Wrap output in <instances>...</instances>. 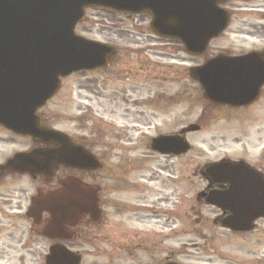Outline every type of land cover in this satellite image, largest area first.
Returning <instances> with one entry per match:
<instances>
[{
	"label": "rangeland",
	"instance_id": "obj_1",
	"mask_svg": "<svg viewBox=\"0 0 264 264\" xmlns=\"http://www.w3.org/2000/svg\"><path fill=\"white\" fill-rule=\"evenodd\" d=\"M225 9L231 14L228 29L221 37L210 42L205 52L206 57L219 53L238 55L244 50L255 49L257 44H264V0H230ZM149 22L150 17L146 14L126 15L87 8L83 21L75 29L78 35L114 46L118 51L115 61L132 59L131 53L143 52L147 53L145 61L151 65L147 68H120L117 62L113 65L117 72L112 68L108 72L116 74L114 80H105L106 75L102 72L75 74L66 79L60 95L53 97L38 113L46 118L48 124L66 134L78 138L87 133L97 137L103 135L104 142L108 145L106 155L102 156L107 165V215L103 226L93 232L95 241L90 247H84L83 264H156L169 256L181 264H225L224 260L235 264H255L256 260H264L262 229L239 240L229 238L212 224L215 211L195 200V193L200 189V178L194 174V170L207 162L235 153L238 148L233 144L234 138L242 137L247 130L244 115L230 114L226 123L218 122L219 126L214 123V119H205L199 133L189 134L187 139L192 149L186 155V171L180 169L179 159H164L148 150L147 138L153 133L177 131L196 124L200 115L196 100L198 98L199 101L201 93L196 82L188 76L187 69L202 61L197 56L177 53L180 44L176 40L154 36L150 32ZM79 87L87 94L84 98L82 96L85 93L78 92ZM117 91H123L121 93L125 103L115 98ZM157 96L160 97L156 98ZM163 97L170 100L167 103L169 110L165 113L162 108L146 111L144 106L138 107L134 103V100H159ZM138 111H145V114L139 115ZM258 112L263 118L264 103ZM83 115L89 120L83 122L79 119ZM132 117L138 119V128L131 129ZM148 124L150 128L145 127ZM259 127L264 131V121L251 126V130L254 132ZM122 129L127 131L130 138L129 142V138L126 139V144H130L128 151L127 147L124 148L126 145H122L117 138ZM241 142L244 144L246 140L242 138ZM25 147L20 141L16 145H0V154ZM227 151L230 153L227 154ZM158 170L165 171V179L170 175L180 177V181L185 176L187 186L181 188L179 209L172 213L176 221L152 219L149 226L143 227L144 224L138 225L141 222L138 217H133L135 212L131 211L126 216L118 212V200L121 198L134 202L136 197H154L152 205L155 206L158 195L143 191L131 196H120L118 180L131 181L136 184L135 187H140L144 186L143 182L147 179H151L155 181L157 191L160 188L157 183L161 185V180H164L161 177L159 181L156 180ZM176 192L177 195L180 193V186ZM139 201L142 202L141 198ZM139 217L143 219V216ZM132 231H139L141 234L148 231L153 243L147 249L135 246L133 251H127L133 245L126 247L123 242H134ZM163 232L165 237H161ZM22 255L24 264L37 260L35 252H14L8 261L18 264L17 256Z\"/></svg>",
	"mask_w": 264,
	"mask_h": 264
},
{
	"label": "flooded vegetation",
	"instance_id": "obj_2",
	"mask_svg": "<svg viewBox=\"0 0 264 264\" xmlns=\"http://www.w3.org/2000/svg\"><path fill=\"white\" fill-rule=\"evenodd\" d=\"M229 2L230 0H227L222 6L225 8ZM227 12L229 18H231L230 12L228 10ZM213 40L215 39H211L207 44L209 45ZM255 47V49L250 48L244 50V52L238 55H229L228 53H219L218 55L221 54L234 57L255 52L256 60L260 61L258 63L264 64V58L262 57L264 44L261 46L257 44ZM177 53L188 55L186 48L182 46H180ZM115 56H117V53H114L110 57L107 67L92 72L105 73V80H114L116 74H108V72L110 68H112L114 72H117L113 67L117 62H119L120 68H125L126 66H134L135 69L137 67L147 68L151 65L145 61L147 60V53H131L130 56L132 59L122 58L116 61L114 60ZM196 56L201 58L203 62L201 61V64L188 68L187 72L188 76L196 82L198 90L201 93L199 101L198 98L196 100L200 115L198 116L196 124H193L197 126V129L192 128L191 131H193L191 132L188 126L177 131L155 132L147 138L148 150L151 154L164 159H179L180 169L183 168L184 171H186L188 168L186 160L187 152L183 154L160 153L152 149V140L158 137L171 136V138H175L176 140L188 142L187 136L192 133H199L202 130L201 125L204 123L205 119L212 118L214 119V123H217L219 126L220 123L218 122L224 121L226 123L230 114L244 115L247 121L245 126L247 130L242 134V137L238 136L240 138H234L233 144L238 148L235 150V153L228 154L230 152L227 151L228 155L222 156V158L214 162H207L194 170V174L198 175L200 178V189L195 193V200L198 204H204L215 211L212 224L223 231L224 235L229 238H237L239 240L243 237L251 236L261 231V229L264 234V205L260 201L264 191V131H261L260 127L254 132L251 130V126L260 124L264 121V115L262 118L258 112L264 103V82L260 83L261 78L258 75V73L263 74V70L260 72H258L259 69L256 70V77L248 79L246 86L241 90H234L238 82L236 79H233L232 84L234 83V85L232 88H234L232 90H234V92H230L229 96L234 98L235 92H240L236 96L244 97L242 103L233 105L231 103L213 102L205 97L204 89L199 83L198 78L193 75V71L214 56L206 57L205 54ZM154 66H156V64ZM74 76L75 75H72L66 79H70ZM66 79L61 80V86L54 95V98L59 96L62 92ZM104 86L106 87V85ZM82 91L85 93V91L79 87L78 92ZM121 92L123 91H117L115 98L123 102L124 96ZM86 95L85 93L82 97L84 98ZM159 97L160 96H157L156 98ZM169 101L170 100L163 97L159 100H134V103H137L136 105L138 107H141V105L142 107L144 106L146 111L150 110L152 112L162 108V112L165 113L169 110V105H167ZM125 102L126 101H124V103ZM138 114L143 115L145 111H138ZM258 115L259 117L257 118ZM124 117L125 116H123V118ZM136 118H131V129L135 127L138 128L139 126V121ZM79 119L83 122L89 120H86L84 115ZM38 121L41 128L55 130L67 135L73 146L79 147L83 152L91 155L94 161L99 163V166L96 165L95 168L66 167L62 164H58L53 165L51 170L38 168L30 173L25 170V168H27L26 164H21L18 167L14 166L12 167L13 169H11V167H7L6 169L5 166L7 163L18 157L22 159L24 155L37 150H54L58 145L56 142L41 143L32 140L29 137L15 134L0 125V138L8 137V139H0V145H16L18 141L26 145L24 149H13L9 152L0 154V264H11V261H8V259L11 258V254L14 252H23L26 254L35 252L37 260L30 262V264H46L45 257L47 253L51 248L56 246H63L67 251L79 254L81 256L79 264H83L82 252L84 251V247H90L92 242L95 241L93 232H96L103 226L107 215L106 210L109 201L106 190L108 178L107 165L103 161L104 159H102V156L106 155L108 145L104 142L103 135H98L97 137V135L87 133V135H82L78 138L54 128L48 124L46 118H43L41 114L38 116ZM145 127L150 128L149 124L148 126L145 125ZM117 138L121 141L122 145H126L124 148L127 147L126 150L128 151L130 144H126V139L129 138L127 131L122 129L121 132L118 133ZM242 138L246 140V143L243 144V142H241ZM129 141L130 138L128 142ZM227 163L229 167H223L227 166ZM211 165L217 166L212 175L208 173V169ZM160 177L164 180H161V185L157 183V185L162 188L161 190L159 188L157 191L154 185L155 181L151 179H147V181L143 182L144 186L140 187H135L136 184H134V182L119 179V186L117 189L119 190L120 196H131L132 194H136V192L148 191L157 194L158 198L156 200L157 203L154 204L155 206L152 205L154 203V197L150 199L145 196L136 197V201L134 200V202L124 201L119 198L118 212L122 216L129 215L131 211L135 212L137 215L132 214L133 217H138L141 221L138 225L142 226V224H144L143 227L149 226L152 219L162 218L176 221V217L172 215V213L177 212V209H179L178 203L182 198L181 188L184 189L187 186V179L183 176V179L178 181L180 177L168 175L167 180L165 179V171L158 170L156 172V180ZM166 180L167 183H165ZM177 183H179L178 186H180V193L178 195L176 192L178 187ZM233 189H237L238 191L233 197L227 198L226 193ZM242 190L248 191L251 196L250 203H252V205L248 210L243 209L241 206L244 201ZM211 195L214 197V203H209L208 201ZM221 196H224L226 200H223ZM140 198L142 202L139 201ZM61 201H63L62 207H60ZM40 202L46 203V206L42 205V207H40ZM76 202H80L81 204L76 207ZM52 205L57 207V215L50 213L48 210ZM87 205H90V207L88 208ZM61 209L64 212L59 214ZM239 214L241 218L239 220L235 219L238 218ZM139 216H143V219ZM51 222L52 225L56 227L55 233L49 231ZM132 232V237L135 238L134 242H123V245L125 244L126 247L133 245V247L127 249V251H133L135 246L147 249L150 244L153 243L149 239L151 236L148 234V231H145L144 234L139 233V231ZM165 236L166 234L163 232V236L161 237ZM141 237H143L142 240H136V238ZM217 237H219V234ZM215 255L217 256V252H215ZM17 258L19 260L17 261L18 264H24L23 255L22 257L17 256ZM223 262L225 264L234 263H231L229 260H224ZM156 264L181 263H178L169 256ZM255 264H264V260H256Z\"/></svg>",
	"mask_w": 264,
	"mask_h": 264
},
{
	"label": "water",
	"instance_id": "obj_3",
	"mask_svg": "<svg viewBox=\"0 0 264 264\" xmlns=\"http://www.w3.org/2000/svg\"><path fill=\"white\" fill-rule=\"evenodd\" d=\"M225 1L0 0V125L32 140L56 142L58 145L54 150H37L24 155L22 159L18 157L8 162L5 168L13 169L14 166L26 164L25 170L30 173L38 168L51 170L53 165L58 164L66 167L96 165L93 157L73 146L67 136L41 128L36 115L37 110L57 92L61 78L108 64L112 47L75 33L77 24L85 17V9L147 13L151 16L150 28L157 36L177 39L189 54L199 55L204 52L209 40L219 36L227 27L228 14L219 7ZM255 57V53L235 58L217 57L195 68L193 75L198 78L209 100L238 105L244 101V97L236 96L240 92H235L236 97L232 98L230 92L244 88L248 79L256 77L258 69V72L263 70V74L258 75L260 83L264 82V64H259ZM233 79L238 82L234 90ZM183 148L185 151L188 146L184 145ZM183 148L179 140L170 137L157 138L152 143V149L161 153L179 154ZM216 168L212 166L208 173L212 175ZM237 191L230 190L226 197H233ZM242 194L244 201L241 206L248 210L252 205L251 196L246 190H242ZM212 197H209V203H214ZM221 197L226 200L224 196ZM260 201L264 205V191ZM79 204L76 202V207ZM42 205L46 206V203L40 202L39 206ZM62 206L63 201L60 202ZM48 210L58 214L56 206L52 205ZM62 212L61 209L59 214ZM240 218L239 214L235 219ZM49 231L56 232L52 222ZM80 259L79 255L67 251L63 246H56L50 249L45 262L79 264Z\"/></svg>",
	"mask_w": 264,
	"mask_h": 264
}]
</instances>
